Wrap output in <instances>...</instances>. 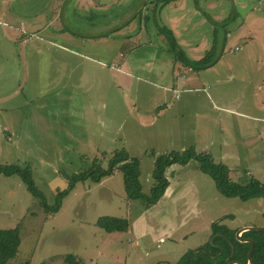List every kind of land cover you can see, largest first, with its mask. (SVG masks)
Masks as SVG:
<instances>
[{"label": "rangeland", "instance_id": "rangeland-1", "mask_svg": "<svg viewBox=\"0 0 264 264\" xmlns=\"http://www.w3.org/2000/svg\"><path fill=\"white\" fill-rule=\"evenodd\" d=\"M137 1L0 0V165L29 169L46 205L58 207L46 210L19 175H0V230L18 229L20 238L7 264H68L67 256L81 264H175L209 241L214 222L264 227V199L225 198L195 159L166 171L174 195L153 205L129 196L121 171L99 183L76 179L96 162L105 170L125 149L139 160L141 193L149 196L155 156L193 149L228 168L231 181L264 185V149L246 145L247 121L230 114L232 106L249 111L253 96L264 103V58L237 64L233 56L235 47L241 53L264 42V0H172L140 15ZM158 26L193 61L214 44L216 62L204 70L174 62ZM149 46L159 58L150 59ZM127 58L129 78L118 69ZM147 59L148 69L194 85L164 93L156 80L158 88L136 81ZM102 217L130 228L106 233L97 227Z\"/></svg>", "mask_w": 264, "mask_h": 264}, {"label": "trees", "instance_id": "trees-1", "mask_svg": "<svg viewBox=\"0 0 264 264\" xmlns=\"http://www.w3.org/2000/svg\"><path fill=\"white\" fill-rule=\"evenodd\" d=\"M171 1L172 0H148L144 4V7L148 4H153V9L155 10L159 4L167 5ZM138 14H142V10ZM158 31L168 40L169 51L172 54L174 62L181 63L183 67H190L194 70H204L210 68L216 62L217 53L214 44L201 59L193 61L188 59L183 51L180 50L171 30L158 26ZM191 159H195L199 163L200 171L212 179L217 191L225 198H239L242 201L264 199V185L259 181L248 177L233 182L229 179L228 168L222 164L214 163L210 155L196 153L193 149H188L183 152L171 151L155 156L152 172L153 183L149 196L141 193L139 184V160L132 158L125 149H121L112 155L105 170L96 162L92 171L76 179L84 180L88 176L92 178L93 182L99 183L102 178L111 176L114 171H121L123 174L124 187L129 196L131 198H139L147 204L153 205L161 199L169 185L166 171L176 164L185 165ZM14 174L20 176L33 198L42 200L41 203L46 210H50V213H56L58 211L57 206L49 208L46 205L43 196L38 192L33 183L29 169L20 170L13 165H0V175L9 177ZM225 217L232 218V216ZM97 227L106 233H125L129 230L130 225L124 219L102 217L98 220ZM210 229L211 234L209 241L197 249L186 252L175 264H228V262L231 261L239 264H247V254L250 244L241 243L236 239L235 234L237 230L229 229L220 221L214 222ZM241 237L243 239H250L254 244V249L251 253L253 264H264V231L244 232ZM19 245L20 238L18 229L0 230V264H7L12 260L16 256ZM65 261L68 264H81L78 263L80 261L74 260L72 256H67Z\"/></svg>", "mask_w": 264, "mask_h": 264}, {"label": "crops", "instance_id": "crops-1", "mask_svg": "<svg viewBox=\"0 0 264 264\" xmlns=\"http://www.w3.org/2000/svg\"><path fill=\"white\" fill-rule=\"evenodd\" d=\"M144 1L145 0H138L137 1L138 5L141 6L140 10H143L145 8L144 4L146 2H144ZM131 12L132 11H130L128 14H130ZM116 21H119L116 24V27H117V25L119 27L120 24H121L120 20H116ZM139 34H140V31L137 32L135 37L138 36ZM263 44H264V42H260V45H261L260 49L258 48L257 45L253 46V47L252 46H250V47L249 46H244L241 53H239V52H240V50L242 48L240 49V48L235 47V54L233 55V56H235L234 62L237 63V64H240V63H244V64L250 63L251 64L250 60L252 59L253 62L256 61L257 63H259L260 60L264 58V46H263ZM144 48H147V47H144ZM149 49H151L152 53H153V56L150 57L151 60H155L156 58H159L157 56L154 57V52H155V49H156L155 47L149 46ZM257 52H258V55H257ZM129 56H131V53H130ZM122 57H123V55H120V58H122ZM131 61H132V59L127 58V60H126L127 63L124 62V61H121L122 67H118V69L121 72V74H123V72H125V75H127L128 78L130 76L132 77L134 75L131 72H129V67L132 68L131 67V63H132ZM148 64H149V60L147 59L146 63H145V65H147L146 66L147 69L144 68L145 70L143 72V75L142 76H137L136 77V81L138 80V82H141V83H143L145 85H148L149 87L158 88L157 84L152 82L151 79L156 80L157 82H160L162 87H159V89L162 92H164V93H168L169 92L170 86L171 87H175L173 89V92H176L175 90H176V87L178 85H190L191 86V85H194V83H195L191 79H186L185 75H183L182 78H181V79H184V80H182V83L178 82L177 76L176 77L175 76L172 77L170 73L165 72V71L161 72L160 69L155 70L153 67L148 69ZM141 65L142 64L137 63V68L142 69ZM258 69H259V75L261 76L262 81H263L264 80V72H263L264 66H263L262 70H261V68H258ZM183 71H185V69ZM254 72H257V71L255 69H253V71L249 74V78L251 76L255 75ZM230 78H232V77H230ZM261 78H256L255 82L260 84L261 83ZM126 82H127V80H126ZM263 85H264V81H263ZM263 85H261L262 87H261L260 91L263 89V92H264V86ZM185 89L191 90V87H186ZM159 95L160 96H158L157 101H158L159 106L161 107V103L164 102L163 100L165 98V95H162V96H161V94H159ZM252 98H253V102L250 105L249 111L240 112L239 110L235 109V108H239V107L232 106V108L230 109V114L234 115V116H237V117H242L243 119H245V121H247L246 122V126L249 129H248V133H247L246 138L243 140L246 143V145L251 146L252 149H258V148L259 149L260 148L264 149V103H263V101H261L260 98H257L255 96H253ZM149 101H150V99H148V106H149ZM239 101L240 100L238 98H234L233 100L230 98L231 104H232V102L235 103V102H239ZM175 103H177V102H175ZM156 104L154 106L150 107V108L154 109L157 106ZM177 107H178V104H176V105L174 104L172 108H177ZM138 108H139V106H138ZM177 118H180L179 115L177 116ZM132 129H134V128H132ZM237 129H238V132L240 133L239 128H237ZM168 133L171 135V137H174L177 134V132L174 131V130H169ZM127 153L129 154L128 151H127ZM252 153L255 156V150ZM168 183H169V185H168L167 189L165 190L164 195L162 196L160 201L161 200H164V201L171 200L173 195H174V186L172 185V181L168 180Z\"/></svg>", "mask_w": 264, "mask_h": 264}, {"label": "water", "instance_id": "water-1", "mask_svg": "<svg viewBox=\"0 0 264 264\" xmlns=\"http://www.w3.org/2000/svg\"><path fill=\"white\" fill-rule=\"evenodd\" d=\"M147 0H145L144 2H146ZM141 9V8H140ZM249 231H255V232H260V231H264V227H245V228H242V229H239L235 236H236V239L241 242V243H249L250 244V248H249V251H248V254H247V264H253V261H252V258H251V253L254 249V244L253 242L250 240V239H243L241 237L242 233L244 232H249ZM228 264H239V263H236V262H228Z\"/></svg>", "mask_w": 264, "mask_h": 264}]
</instances>
